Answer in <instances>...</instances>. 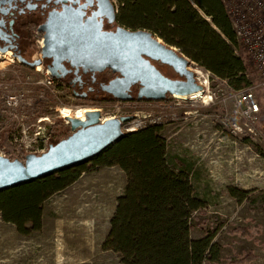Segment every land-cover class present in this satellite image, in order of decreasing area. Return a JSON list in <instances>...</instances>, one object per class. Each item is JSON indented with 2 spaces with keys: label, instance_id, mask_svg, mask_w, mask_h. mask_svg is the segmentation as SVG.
Listing matches in <instances>:
<instances>
[{
  "label": "rangeland",
  "instance_id": "obj_1",
  "mask_svg": "<svg viewBox=\"0 0 264 264\" xmlns=\"http://www.w3.org/2000/svg\"><path fill=\"white\" fill-rule=\"evenodd\" d=\"M112 1L118 8V0ZM236 50L248 63L254 87L257 68L240 44ZM155 65L165 75L178 77L168 65ZM193 68L191 64L194 71ZM201 70L203 74L195 75L203 82L207 74ZM43 77L35 67L20 64L12 50L0 51V87L8 93L15 85L25 94L19 106L9 105L8 98L0 100V107L4 104L9 112L7 126L21 125L25 129L14 134L0 131V147L6 148L9 158L24 161L27 154L34 153V145L41 143V138L55 143L51 131L70 126L63 117H75L78 107L99 108L103 119L117 113L131 119L148 113L162 116L166 119L162 134L167 162L174 170L188 173L195 194L204 203L201 210L191 215L190 236L198 239L215 231L213 241L220 248L219 258L204 264H264V143L258 136L264 135V88L253 89L260 112L251 123L236 112L242 107L234 95L237 90L211 77L201 92L206 98L170 95L165 100L102 98L97 102L78 101L67 88L56 97L39 81ZM14 108L19 112L16 111L18 118L13 117ZM235 124L243 129H236ZM248 126H253L258 135L246 130ZM12 135L19 140L15 141ZM126 181L125 172L117 165L84 172L44 202L42 227L28 235L21 234L13 223L0 216V264H122L120 254L103 249V243ZM230 188L244 190L247 196L239 200ZM237 227H249L251 234L233 232ZM250 252L255 259L241 262Z\"/></svg>",
  "mask_w": 264,
  "mask_h": 264
},
{
  "label": "trees",
  "instance_id": "obj_2",
  "mask_svg": "<svg viewBox=\"0 0 264 264\" xmlns=\"http://www.w3.org/2000/svg\"><path fill=\"white\" fill-rule=\"evenodd\" d=\"M117 23L131 30L151 31L206 70L227 79L234 90L251 86L248 63L236 52L238 40L222 0H118ZM34 34H30V39ZM146 100V99H144ZM164 124L125 131L100 154L39 179L0 189V216L21 234L40 230L43 204L80 178L84 172L119 166L126 174L124 192L110 219L103 249L121 256L122 264H204L219 258L215 231L190 236V218L203 201L195 194L188 173L167 162ZM70 126L56 127L51 139L69 135ZM4 132V131H3ZM177 162L181 160L177 159ZM239 200L244 190L230 188ZM249 227L233 232L251 234ZM250 252L241 262H250Z\"/></svg>",
  "mask_w": 264,
  "mask_h": 264
},
{
  "label": "water",
  "instance_id": "obj_3",
  "mask_svg": "<svg viewBox=\"0 0 264 264\" xmlns=\"http://www.w3.org/2000/svg\"><path fill=\"white\" fill-rule=\"evenodd\" d=\"M6 1L0 0V6ZM105 3L107 11L97 0V10L85 21L81 6L63 4L61 10L51 11L47 21L38 28L44 32L43 57L52 58L49 70L54 76H60L57 70L64 68V60L84 70L110 69L117 76L102 88L121 101L133 100L131 88L135 84H139L136 100H165L168 95L203 91V85L190 69L189 58L166 45L151 31L131 30L122 25L115 31L104 30L97 16H106L114 22L118 12L112 0H105ZM8 49L7 45L0 46L2 52ZM19 59L30 67L40 64L39 59L31 62L21 56ZM152 61L168 65L178 77L165 75ZM63 118L68 120L71 133L51 143L45 152L29 153L24 161L0 156V189L39 179L95 157L124 135L123 124L131 116L101 121V112L95 109L86 111L84 118Z\"/></svg>",
  "mask_w": 264,
  "mask_h": 264
},
{
  "label": "built area",
  "instance_id": "obj_4",
  "mask_svg": "<svg viewBox=\"0 0 264 264\" xmlns=\"http://www.w3.org/2000/svg\"><path fill=\"white\" fill-rule=\"evenodd\" d=\"M222 1L229 15L234 31L236 33V37L238 40V46L239 44L242 46V48L248 53L251 62L257 68L256 85H254V87L251 85L242 90H237V92L234 93V95H236L237 97L238 104L239 105L241 104L242 106L241 109H239L238 107L236 112L241 117H244V118L246 117L249 119L251 123H254L260 112V105L254 94L253 89L256 86L264 88V0H222ZM34 46H35V51L33 52L32 58L33 60H36L38 58H41L42 56L41 54V48L43 46L42 39L37 37L34 40ZM191 64L193 65L194 70L195 68H201L204 71H206L207 78H205L204 80H206L207 83H208V78L210 77L215 78L220 81H224L227 84L228 88H230L231 90H234L233 88L229 86L227 79H220L218 76L206 70L205 68H203L201 65L197 64L194 61H190V65ZM34 67L36 68L37 72H41L44 75V77L40 79L39 81H41L42 84H44L46 88L54 92V95L56 97L60 95L61 91L64 90L65 85L61 81H55L53 77L51 76L50 70L43 63L40 62L39 65H36ZM195 76H196V80L203 85V91H204L207 83L203 84L202 81L199 79V77L197 75ZM246 76L251 78V74L249 73V71L246 72ZM11 87L12 89L8 90V93L3 88L0 87V100L1 99L4 100L5 98L6 99L8 98L6 101L9 105L15 104L19 106L20 101H21L20 98L25 96V94L20 93L18 86L13 85ZM171 96L175 97V95H171ZM16 111L17 109L14 108L13 117L18 118L17 113L19 112L17 111L16 113ZM8 113L9 112L7 110V106L5 107V105L3 104L0 107V131L1 132L8 131L11 134L12 133L14 134V132L16 131L25 132V129L21 128V125L20 126L14 125V127L7 126V120H8L7 114ZM122 115L124 114L117 113L110 117H120ZM105 119L106 118L103 119L101 116V121ZM165 122H166V119L165 118L163 119L162 116L155 117L151 113H148L142 116L136 115V118L130 119L129 121L125 122L123 124V129L124 131H134V130L145 128L152 124H164ZM235 126H236V129L238 130L243 129L241 125L235 124ZM253 128H254L253 126L252 127L248 126L246 130H248L250 133H254L255 135H258V132H255ZM45 131L47 134H49L48 128H46ZM258 136L260 137V139L262 138V141L264 143V135L260 133V135ZM12 137L15 141L17 139L19 140L20 138V137L19 138L14 137L13 135ZM36 138L39 139L38 136H36ZM40 141L41 143L37 141L36 144L34 145L35 148L33 152L35 154H40L42 152H45L48 149L49 145L51 144L48 142V138H45V139L41 138ZM0 156L8 157V152L5 147H0Z\"/></svg>",
  "mask_w": 264,
  "mask_h": 264
},
{
  "label": "flooded vegetation",
  "instance_id": "obj_5",
  "mask_svg": "<svg viewBox=\"0 0 264 264\" xmlns=\"http://www.w3.org/2000/svg\"><path fill=\"white\" fill-rule=\"evenodd\" d=\"M30 4L34 7H29ZM63 4L81 6L84 11L82 17L84 21L92 17L97 10V0H7L0 6V46H9L8 50H12L13 56L20 64L34 68L24 64L19 57L30 62L35 61L32 58L35 51L34 40L37 37L41 38L44 46V32L39 31L38 28L47 21L51 11L61 10ZM96 19L102 20L103 29L107 31H115L119 26L117 20L110 22L106 16H97ZM31 33L34 34L32 39H30ZM42 48V56L38 59L49 69L52 58L43 57ZM152 62L155 64L157 61ZM62 64L64 68L57 70L60 76H54L52 73L51 76L55 81H61L74 99L83 102H97L102 98L114 99L111 94L103 90L102 86L116 77V73L110 69L101 72L84 70V67L72 65L68 60H64ZM138 89L139 84L131 88L134 100Z\"/></svg>",
  "mask_w": 264,
  "mask_h": 264
},
{
  "label": "bare ground",
  "instance_id": "obj_6",
  "mask_svg": "<svg viewBox=\"0 0 264 264\" xmlns=\"http://www.w3.org/2000/svg\"><path fill=\"white\" fill-rule=\"evenodd\" d=\"M195 73L197 74V75H199V74H203V71L201 70V69H199V68H195ZM199 77V76H198ZM203 84H206L207 83V81L206 80H203V82H202ZM201 92H203V91H197V92H194V93H191V94H189V95H175V96H177V97H192V98H206L207 96L206 95H203ZM76 109V108H75ZM90 110H92V109H86V108H84V107H78L77 109H76V111H75V117H77V118H84V114H85V112L86 111H90Z\"/></svg>",
  "mask_w": 264,
  "mask_h": 264
},
{
  "label": "snow or ice",
  "instance_id": "obj_7",
  "mask_svg": "<svg viewBox=\"0 0 264 264\" xmlns=\"http://www.w3.org/2000/svg\"><path fill=\"white\" fill-rule=\"evenodd\" d=\"M99 3H100V6L102 7V8H104L105 9V11H107V5H106V3H105V0H99ZM29 7H34V5H29Z\"/></svg>",
  "mask_w": 264,
  "mask_h": 264
}]
</instances>
